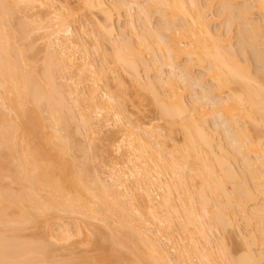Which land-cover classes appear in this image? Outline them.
<instances>
[{"label": "bare ground", "instance_id": "1", "mask_svg": "<svg viewBox=\"0 0 264 264\" xmlns=\"http://www.w3.org/2000/svg\"><path fill=\"white\" fill-rule=\"evenodd\" d=\"M28 2L33 3L30 5L32 9L36 3L45 7L50 22L58 20L59 29L52 34L55 36V43L51 42L53 53L48 54L50 57L47 55L49 61L47 59L48 63H45L48 65H44L41 76L39 72L38 75L32 74L35 67L33 72L27 71L30 64L28 67L25 63L28 62L24 56L25 48L15 46L31 36L28 24L24 26L27 22L13 24V16L21 11L20 5ZM78 2L77 7H80L74 10L70 0H0V105L3 102L0 106V264H49L45 262L44 250L46 248L48 254L50 246L45 247L33 238L21 239V235L29 227L40 228L41 222L45 221L47 225L44 222L45 227L41 228L49 227V230L43 229L47 238L53 244H67L84 233L85 221L80 218L81 225L76 222L80 226L76 224L77 230L80 228L77 236L72 234L67 222L60 227L58 222L65 221L63 214L87 217L90 221L102 222L107 228L111 226L109 229L118 234L113 236L111 247L121 246L129 257H135L134 264H174L177 261V264H264V80L259 74H264V51L261 53L264 48L260 49L264 46V0H206V4L200 0ZM214 5L221 6L218 16L212 14ZM83 8L102 16L94 25L98 31L95 33L91 28L89 32L87 25H78V35L73 36L71 20L78 24L76 12L81 9L78 14L82 13ZM123 11L131 18L127 21L130 34L127 28L115 25L116 16L118 23L123 19ZM153 14L160 15L164 22L159 25L160 29L156 28L158 25L155 27L158 30L151 28ZM219 16L227 18V30L230 24L234 26L228 30V35L221 34L220 29L213 32V17ZM254 16L260 17L262 25L255 24ZM89 21L88 24H94ZM235 27L236 40L239 41L236 46L240 45V50L236 51L239 50L240 55L233 52L232 32L235 31L232 29ZM10 29L19 31V37L18 33L15 32L17 36L14 34L17 40ZM99 31L104 33L101 37L106 36L110 40L107 38L108 41L103 43L101 37L98 40ZM88 41L97 50L95 54L105 50L104 56L108 51L104 49V42L111 41L112 58L109 60L112 59V63L108 64L113 68L110 67L109 72L102 70V63L107 60H102L100 70L97 69ZM249 48L263 64V70L256 73L261 78L251 71L254 68L250 64L254 62L246 60L250 56V53L246 55ZM239 56L246 58L245 61L242 59L246 65H242ZM147 58H151L152 63ZM54 61L56 71L52 70ZM107 65L103 68L108 69ZM120 67L134 79L137 87L134 91H145L153 97L162 120L169 126L168 133L176 132L180 127L184 137L182 146L176 144L174 137V140L170 139L172 136L169 134L167 139L163 137L159 127L152 126V130L147 132L135 120L127 118L128 113L121 108L120 99L131 90L120 77L116 89H120L119 95L120 91L124 94L121 98L118 91L114 93V89H110L111 83L105 81L108 73L111 72L113 78ZM142 67L149 75L154 67L157 70L168 69L170 75L166 80L161 74L157 81L146 79L150 81L146 82L141 76ZM195 68L200 70L197 76ZM66 75L71 76L69 82L75 83V86L71 83L69 92L67 85L68 89L63 92V84V87L57 84ZM75 78L80 80L79 84L73 81ZM86 82L92 85L88 98L85 97L86 89L79 88ZM89 84L85 86L90 87ZM196 86L204 91V96L202 93L196 100L194 98L195 101L187 102L190 87ZM100 90L107 100L98 101ZM140 93L137 94L139 97L143 94ZM2 106H7L10 111L5 113ZM75 108L78 116L73 112ZM105 112L108 114L106 123L100 124ZM70 113H74L75 119L80 117L82 129L86 128L85 135L88 132L86 136L92 138L87 139L89 142L94 140L95 134L100 132L101 135L104 131H112V128L119 129V133L127 138L118 149L119 153L124 151L125 161L112 166L111 183L104 181L100 172L95 171L98 175L90 176L87 169L84 171L81 166L77 169L75 160H70L71 138L63 136V129L72 118L69 119ZM209 118L218 124L212 122L213 126ZM94 126L100 131L95 133ZM221 133L226 135L225 140L230 141L229 146L223 143ZM242 167L244 172L240 171ZM237 170L244 180L239 177L240 184L237 181L235 188H229L228 184L237 178ZM259 200H262L261 206ZM253 203L260 208L252 206V212L249 205ZM239 211L243 212L240 216L247 222L246 226L252 227V221L258 226L253 224L255 229L249 228V239L246 232H242L246 234L240 236L245 239L242 240L244 254L235 258L228 252L224 240L221 245L213 239L212 233L214 230L216 233L228 230V233L231 231L229 234L241 232ZM77 217L74 218L77 220ZM50 220L58 221L55 224L59 226L58 236L53 228L50 229ZM176 220H181L179 230L173 231ZM86 225L93 227L90 222ZM113 225H117L118 230ZM37 244L43 245L44 250ZM256 246L261 248L260 252ZM99 251V257L93 261L95 264H109L113 258L122 255L119 248L114 247L109 251L99 248ZM171 251L179 253L177 261L171 258Z\"/></svg>", "mask_w": 264, "mask_h": 264}, {"label": "rangeland", "instance_id": "2", "mask_svg": "<svg viewBox=\"0 0 264 264\" xmlns=\"http://www.w3.org/2000/svg\"><path fill=\"white\" fill-rule=\"evenodd\" d=\"M57 1V0H56ZM59 1H62L63 2V0H59ZM252 1V0H251ZM70 4L72 5L71 7H74L73 9L74 10H78V9H76V8H79L80 6H78L77 7V5H79V4H77V2H78V0H70ZM200 2H202V3H204V4H206L205 2H206V0H200ZM79 3V2H78ZM24 4V3H23ZM27 4V5H26ZM31 4H33L32 2H28V3H25V5H23V6H21L20 5V10L21 11H16L17 12V14L15 15V17L13 16V18H14V20H13V24H15V25H17V23L18 22H22L23 24H24V22H27V23H25L24 24V26H27L26 24H28V26L27 27H29L28 28V32H29V30H31V36H30V39L28 38L27 39V41L26 40H22L23 42H19L18 43V45L16 44L15 46H17V47H19V46H22L23 48H25V55H24V53H23V55L25 56V58L28 60V62H25L26 64H24V65H26V66H28L29 64H30V67L27 69V67H26V69H27V71L29 70L30 72H33L34 70V68L33 67H35V70L36 71H34L32 74H39L40 72H42L43 71V68L46 66V65H48V64H46L45 63V61L48 59V61H49V58H48V56L49 55H52V51H53V48H52V46H51V42H53V43H55V39H54V37L52 36V34L54 33V31H57L58 29H59V26H58V23H57V21L58 20H53V22H50L49 21V17H47L46 15H48L47 14V10L45 9V7L43 8L42 6H41V4L39 5V3H36L37 4V6L34 4L33 5V7H34V9H32V7L30 6ZM215 4H218V3H216L215 2ZM41 6V8H39ZM219 7V8H218ZM240 7V6H239ZM239 7H237V8H239ZM82 9V8H81ZM81 9L79 10V11H81ZM220 9H221V6L219 5H214V8L212 9L213 10V12H212V14L214 13L215 14V16H218V11H220ZM78 11V12H79ZM83 11H84V8H83ZM82 11V13H79L78 14V12H76L77 13V15H78V17H76L75 19L76 20H78L77 22H78V24H76L75 22V24L73 23V21L71 20V22H72V24H71V27L73 28L72 30H73V36H77L78 34V32H77V30H76V28L78 27V25L80 26V25H82V26H84V27H86V25H87V27L89 28L88 30H89V32L91 31V28L92 29H94L95 30V33L98 31V30H96V28L97 27H95L94 25H96V23L99 21V20H101V17L102 16H100L99 14L100 13H96L95 11V13L93 12V14L90 12V11H84L83 12ZM15 12V13H16ZM91 14H90V13ZM124 12H126V11H123L122 13L123 14H121V17L123 18V19H121L120 20V23H118L119 22V19H117L118 17L116 16V18H115V25H116V27H118L119 28V26H120V28H127L128 27V22L130 21V17H129V14L127 15V12L126 13H124ZM154 13H156L155 11H154ZM211 14V15H212ZM97 15V16H96ZM127 15V16H126ZM155 15V17L151 20V28H153V29H156V28H161L159 25H162V23H164V22H162L163 20L160 18V15H158V14H153V16ZM219 15H220V12H219ZM49 16V15H48ZM94 16H95V18H94ZM214 16V15H213ZM257 16V15H256ZM38 17V18H37ZM41 17V19L42 20H39V18ZM51 17V16H50ZM100 17V18H99ZM43 18H44V20H43ZM52 18V17H51ZM96 18H98V20L96 19ZM130 18V19H129ZM221 18H223V17H221ZM220 18V16L219 17H213V19H215L214 20V23H212L213 25H212V29L214 30L213 32H215L216 30H219V32H221V34H223V33H225V35L227 34L228 35V30L230 29V28H233V27H231V24H230V28L227 30V28H228V25H227V23H226V20H227V18L226 17H224L223 19H221ZM260 17L258 16V17H255L254 16V19L256 20H254L256 23L255 24H257V22L259 23L260 21V19H259ZM89 19L90 20H92L93 22H94V24H92L91 25V23L90 24H88L89 22H91V21H89ZM95 19V20H94ZM128 19V20H127ZM229 20V19H228ZM88 21V22H87ZM97 21V22H96ZM128 21V22H127ZM100 22V21H99ZM160 24H159V23ZM227 22H229V21H227ZM262 22V21H261ZM12 23V22H11ZM10 23V26L12 25ZM21 23V24H22ZM226 23V24H225ZM20 24V23H19ZM125 24V25H124ZM127 24V25H126ZM262 25V23H259V25ZM88 25H91V26H88ZM158 25V26H157ZM227 27H226V26ZM13 26V25H12ZM157 26V27H156ZM18 27V26H17ZM156 27V28H155ZM10 28H12V27H10ZM14 28L16 29V27L14 26ZM26 27H24V29H25ZM87 29V28H86ZM221 29H222V31H221ZM6 30H8V28L6 29ZM11 30L12 29H10L9 30V32L10 33H12L11 32ZM27 30V29H26ZM87 30V31H88ZM130 30V29H129ZM129 30H128V28L126 29V31H127V33H129L130 34V32H129ZM156 30H158V29H156ZM233 31H235V32H232V43H233V52L235 51L236 52V54H238V55H240V45L239 46H236V43L238 44L239 43V41L237 42V31H236V27L234 28V29H232ZM12 31H14V29L12 30ZM17 31H18V29H17ZM15 32L16 31H14V33H12V35H14L15 34ZM19 32V31H18ZM18 32H16V33H18ZM8 33V32H7ZM99 33H101L100 31H99ZM99 33H97V36H98V40H99V37H101V35H104V33L102 32L100 35H99ZM240 33V28H239V32H238V34ZM30 34H28V35H30ZM16 36H17V34H15ZM14 35V36H15ZM225 35H224V38H225ZM240 35V34H239ZM15 36V40H17L18 38ZM63 36H65V35H63ZM94 36V35H93ZM18 37H19V33H18ZM72 36H70V38H71ZM103 37V36H102ZM101 37V39H102V43H103V41L105 40V41H108V40H110L108 37V40H107V38H106V36H104L103 38ZM14 38V37H13ZM74 39V38H73ZM237 39V40H236ZM20 40V39H19ZM136 40V39H135ZM234 41V42H233ZM89 43V47H92L93 46V44H92V42L91 41H88ZM91 42V43H90ZM110 43H111V41H109ZM135 42H137V41H135ZM262 42H264V41H262ZM50 43V44H49ZM110 43H107V42H104V44L106 45V47H105V45L103 44V46L105 47H103L104 49H107L106 51H107V54H105V56H104V52H105V50H103V51H101V52H99V54H95V53H97V50H95L94 49V47H92L91 49H89V51H91L90 53H91V58L93 59L94 57V59H93V61H94V63L95 64H97L96 65V67H97V69H99V67H100V65H101V63H102V60L104 61V60H107V61H109V62H107V61H104L105 63H102V70H104V72L106 71V73L107 72H109L108 70L109 69H111V68H113V66H112V64H108V63H110L111 61H112V59L111 60H109L110 58H112V57H110L111 55H110V50H111V48H112V43L110 44ZM92 44V45H91ZM261 45H262V43H260ZM48 45H50L49 47H48ZM53 45V44H52ZM261 45H259V46H261ZM21 47V48H22ZM108 47V48H107ZM20 48V49H21ZM50 48V49H49ZM239 48V50L238 51H236L237 49ZM259 48V47H258ZM264 48V46L262 45L261 47H260V49L262 50ZM48 49L50 50L49 52H48ZM235 49V50H234ZM22 50V49H21ZM24 50V49H23ZM94 50V51H93ZM102 50V49H101ZM112 51V50H111ZM251 49L249 48V50H248V52L246 53V55L248 54V53H250V56L246 59V58H242L241 56H239V58H240V60H241V62H243V60L244 59H246V60H251V62H254V63H251L250 65H252L253 66V68L254 69H252L251 71L253 72V74L255 73V75H256V73H257V70H263V64H262V62L260 63V61H259V59L257 58V56L254 54V53H252L253 51H251ZM260 51V50H259ZM263 51L264 50H262L261 51V53L263 54ZM23 52V51H22ZM49 53H51V54H49ZM94 53V54H93ZM252 53V54H251ZM260 53V54H261ZM49 54V55H48ZM112 54V53H111ZM261 54V55H262ZM48 55V56H47ZM99 55V56H98ZM106 55H108L109 57L107 58V56ZM241 55H243V54H241ZM81 55H78L77 57H80ZM100 56H102V57H100ZM263 56H264V54H263ZM50 57V56H49ZM256 57V58H255ZM262 57V56H261ZM105 58H107V59H105ZM254 58H255V61H254ZM148 59V61H151V58H147ZM150 59V60H149ZM243 59V60H242ZM48 61H46L47 63H48ZM245 61V60H244ZM247 62L246 61V63H250V62ZM258 61H259V63H258ZM97 62V63H96ZM107 62V63H106ZM29 63V64H28ZM55 63V61L53 62V65H52V70L54 69L55 71H56V69H55V67H56V65L54 64ZM112 63V62H111ZM151 63H152V61H151ZM256 63V64H255ZM103 64H105V66L103 65ZM108 64V65H107ZM246 65L244 62L242 63V65ZM45 65V66H44ZM106 65L107 66H109V68L107 69V68H103V66L104 67H106ZM260 65H262L261 67H260ZM54 66V67H53ZM252 66H250V67H252ZM111 67V68H110ZM101 68V67H100ZM45 69V68H44ZM117 69V68H116ZM143 69V70H142ZM197 68H195V71H196V76L197 75H199L200 74V70L199 69H197ZM100 70V69H99ZM102 70H101V72H102ZM141 71V76L143 77V79H144V81H146V79L148 80V79H152L151 81L153 82L154 80H156L157 81V79H159L160 77H158V75L160 76L161 74V77L162 78H165V80L167 79V76H169L170 75V73H169V71H168V69L166 70L165 68L164 69H156L155 67L153 68V70L154 71H151L150 73V75L149 74H147L148 72H147V70L145 69V68H141L140 69ZM144 70H146V72L144 71ZM157 71H159L158 73H157ZM161 71V72H160ZM198 71V72H197ZM39 72V73H38ZM157 74H156V73ZM163 72V73H162ZM259 72V71H258ZM146 73V74H145ZM160 73V74H159ZM199 73V74H198ZM103 74H105V73H103ZM111 74V72L110 73H108V76L109 77H105V78H108L107 80H105L106 81V83L108 82V83H111V85L113 86H111L110 87V89L113 91V89H114V93H115V91L117 92V94H118V96L119 97H123V96H121V95H124V94H122L121 93V91H120V95H119V90L118 89H116L117 88V83H118V80H120V77L123 79V82L124 83H126V86H127V88H129L131 91H130V94L128 93V95H124L125 97L124 98H122V100H124V99H126L127 98V100H124V101H122L121 99H120V103L122 104L121 105V108L122 109H124L125 111H127V118H131L133 121L135 120V122H137L140 126H141V128L143 129V128H145L146 130L145 131H147L148 132V130H152L151 129V127L152 126H154V127H152V128H156V127H159L161 130H158V129H156V131L158 130V131H160L162 134V136L163 137H165L166 139H167V134H169L170 136H172V138H170V139H173V137L175 138V140L174 141H176L177 140V142L178 143H176V144H179V146L181 145L182 146V143H183V133L181 132L180 133V127H179V129H177V130H179V132L176 130V132H175V130H174V132H173V134H172V132H171V134L170 133H168V131L170 132V130H169V126H168V124H167V122L163 119L162 120V117H161V113H160V109H158V107L155 105V102H154V100H152L153 99V97H151V95L148 93V92H143V91H138L140 94H142V95H140V97H139V95H137V94H139L138 92H136V90L134 91V89H137V87L135 86V83H133V80H132V78H131V76H129V74L128 73H126L125 71H123L122 69H121V67L120 68H118V70L115 72V74H113L114 75V77L112 78V75H110ZM163 74L165 75V76H163ZM169 74V75H168ZM260 75L262 74V75H264L263 73H259ZM40 76H41V73L39 74ZM77 75H78V73H77ZM116 75V76H115ZM145 75H147L148 77H146ZM254 75V76H255ZM261 75V77H262V79L264 80V78H263V76ZM75 77H76V75H74ZM74 76H73V78H74ZM78 76H80V75H78ZM77 76V77H78ZM106 76V75H105ZM111 76V77H110ZM119 76V77H118ZM151 76V77H150ZM257 77H259V78H261L260 76H258V75H256ZM65 77V76H64ZM63 77V79H62V77H61V81L60 82H58L57 81V84H58V86H59V84H61L60 86L61 87H63L64 86V89L62 88V90H63V92H64V90H67L68 89V87L69 86H71L72 87V85H74L75 86V83H73L72 81L71 82H69L68 81V78H69V80L71 79L70 77L71 76H67L66 75V77L64 78ZM76 77V78H77ZM81 77V76H80ZM76 78L75 79H73V81L74 82H76L77 80H76ZM118 78V79H117ZM41 79V78H40ZM65 79V80H64ZM67 79V80H66ZM82 79V78H81ZM113 79H115L114 80V82L117 80V82H116V84L112 81ZM154 79V80H153ZM76 80V81H75ZM83 80V79H82ZM109 80V81H108ZM80 81V80H79ZM79 81H77L78 83H76V84H79ZM82 82V81H81ZM113 82V83H112ZM146 82H150V81H146ZM145 82V83H146ZM264 82V81H263ZM71 83H72V85H71ZM62 84H63V86H62ZM82 85H83V83H81ZM80 84V85H81ZM89 83H87L86 82V84L84 83V85L83 86H80L79 85V88H82V90L84 91V89H86L85 90V94H86V96L85 97H89V92H90V90L92 89L91 88V83L89 84V86L90 87H86L87 85H88ZM68 87H67V86ZM86 85V86H85ZM110 85V84H109ZM180 85L182 86L183 84L180 82ZM136 88H135V87ZM91 88V89H90ZM116 89V90H115ZM128 89V90H129ZM59 90H60V88H59ZM61 90V91H62ZM69 90H70V87H69V89H68V92H69ZM87 90H88V92H87ZM111 92V91H110ZM113 92H112V94H113ZM189 94H187L186 96H187V98H186V96H185V98L187 99V102H193V101H195L196 100V98H197V96H201V94L204 92H202V89H200V88H198L197 86L196 87H192V89H191V87H190V89H189ZM87 93H88V95H87ZM135 93V94H134ZM65 94H66V91H65ZM116 94V95H117ZM150 95V96H149ZM127 96V97H126ZM202 96H204V93L202 94ZM87 97V98H88ZM194 98H195V100H194ZM201 98V97H200ZM200 98H198L199 100H200ZM71 99H74V97H71ZM201 99H203V98H201ZM104 100H107L106 99V97H104V95H103V93L101 92V90H100V92H99V94H98V101L99 102H101V101H104ZM72 101V100H71ZM70 101V102H71ZM126 101V102H125ZM203 101V100H202ZM123 102V103H122ZM0 103H1V101H0ZM73 103V102H72ZM72 103H71V106H72ZM206 103V102H205ZM2 104H3V102H2ZM1 104V105H2ZM0 105V106H1ZM75 104H73V106H74ZM123 106V107H122ZM74 108V107H73ZM1 109H3V110H5L4 112L5 113H7L8 111H10L9 109H8V107L7 106H2V108ZM120 108H118V110H119ZM76 108H75V110L73 111L74 113H75V115L77 114L76 112ZM11 113V112H10ZM74 113H70L71 115H70V117H69V119L72 117H74L75 115H74ZM92 113V112H91ZM106 113V112H105ZM103 113V118L101 117L100 118V121L102 120V122L100 123V124H105L106 123V121L105 120H107V118H108V114L106 113ZM9 114V113H8ZM74 115V116H73ZM92 115H93V113H92ZM67 116H69V114H67ZM66 115H65V117L66 118H68ZM76 116H78V115H76ZM75 116V117H76ZM94 116H96V115H94ZM93 116V117H94ZM45 117H47V115H45ZM75 117L72 119L71 118V121L68 119V121H70V123H68V125H64L65 127H67V128H64L63 129V136H67V137H69V138H71V139H69V141L71 142L70 143V146H71V151H70V153H71V155H70V160H75V165L77 166V169L79 168L80 169V166H81V169L83 168V170L85 171L86 169V171H87V174L90 172V176H92L94 173H95V171H97L99 174H100V176H101V174H102V179L104 180H106V182H110L111 183V180H110V175L112 176V173H113V171H112V169H113V167H115V164L116 163H118L119 164V162L120 163H122L123 161H125V157H124V155H123V153H124V151H123V153L121 154V153H119L118 152V149L121 147V146H123L122 144H124L123 142V139H126L127 140V138H124L125 136L123 135V134H121V133H119V129H113L112 128V131L111 130H108L109 132H103V134H99L100 132V130H98L97 131V128H96V126H97V122H96V126H94L96 129H94V131H96L95 133H97V132H99L98 134L100 135H96L95 134V137H94V135L92 136V137H94L93 139L94 140H92V142H93V144H92V142H89L88 140L90 139V138H88L87 136H88V132H87V136L85 135V133H86V131L84 132V130L86 129V128H83L82 129V125L80 124L81 123V120H80V122H79V119L78 118H80V117H78L77 119H75ZM107 117V118H106ZM66 118H65V122L67 121L66 120ZM96 118H97V116H96ZM129 118V119H130ZM209 120H210V118H209ZM99 121V122H100ZM213 121H215L214 119H212V121L210 120V124H212L213 125V123L214 124H218V122L216 121V122H213ZM83 122V121H82ZM213 122V123H212ZM84 123V122H83ZM82 123V124H83ZM98 125L100 128H101V126L102 125ZM211 125V126H212ZM82 126V127H81ZM214 126V125H213ZM93 127V126H92ZM223 127H221V130H224L225 131V129H222ZM176 129V128H175ZM250 129H252V128H250ZM91 130V129H90ZM104 130H106V129H104ZM119 130V131H118ZM94 131H92V132H94ZM111 131V132H110ZM155 131V130H154ZM92 132H89L90 134L92 133ZM150 132V131H149ZM221 132H223V131H221ZM252 132V131H251ZM225 133V132H224ZM224 133H221L222 134V141H223V143H225L227 146H229V144H228V141L227 140H225L226 139V135L224 134ZM254 133V131L251 133V134H253ZM94 134V133H93ZM106 134V135H105ZM92 135V134H91ZM166 135V136H165ZM168 135V136H169ZM123 136V137H122ZM169 136V137H170ZM253 138H254V135H253ZM88 139V140H87ZM92 139V138H91ZM90 139V140H91ZM168 140H169V138H168ZM227 141V142H226ZM230 142V141H229ZM90 144V145H89ZM92 146V147H91ZM121 155H123V157L121 156ZM239 165L240 164H238V167H239ZM113 166V167H112ZM241 167V166H240ZM239 167V168H240ZM238 168V170H240ZM77 169H75V170H77ZM236 169H237V167H236ZM238 170H237V178L236 179H234V182H231V183H229L228 184V186H229V188L230 187H232V186H234L235 184H237L238 182H239V180L240 179H242V177L240 176V172H238ZM243 170V171H242ZM78 171V170H77ZM241 172H244V168L242 167V169L240 170ZM81 172H82V170H81ZM80 172V173H81ZM97 172L94 174L95 176H97L98 174H97ZM112 172V173H111ZM79 173V172H78ZM240 173V174H239ZM97 174V175H96ZM239 175V176H238ZM242 175V174H241ZM239 177H241L240 179H239ZM245 177V176H244ZM90 178V177H89ZM92 179H94V177L92 178ZM107 179H108V181H107ZM238 179V180H237ZM91 180V178L89 179V181ZM104 180V181H105ZM110 180V181H109ZM242 180H244V179H242ZM241 180V181H242ZM245 180H246V178H245ZM8 181H10V180H8ZM238 181V182H237ZM91 182H92V180H91ZM237 182V183H236ZM243 182H245V181H243ZM243 182H241V183H243ZM7 183H9V182H7ZM233 183V184H232ZM232 184V185H231ZM239 184H240V182H239ZM5 185H7L6 183H5ZM4 185V186H5ZM10 186H12V184H9ZM8 186V185H7ZM7 186H5V187H7ZM9 186V187H10ZM13 188H14V186H13ZM232 188H235V186L234 187H232ZM6 190V189H5ZM231 190V189H230ZM161 194V193H160ZM262 200H259V203H258V201L256 202V203H258L259 204V206H261L262 204H260V203H262L261 202ZM178 203V202H177ZM255 205V203H253V205H249L250 207H251V209L249 210V206H248V210L249 211H251L253 208H252V206H254ZM257 206V204L254 206V207H256ZM257 209H259L258 208V206L256 207ZM256 209V210H257ZM249 211H247V212H249ZM242 211H239V217L241 218V216H240V213H241ZM247 212H245V214L247 213ZM252 212H253V210H252ZM251 212V213H252ZM243 213V212H242ZM242 213H241V215H242ZM61 214V213H60ZM245 214H244V216H245ZM249 214H250V212H249ZM62 215V214H61ZM60 215V216H61ZM138 215V214H137ZM140 215V214H139ZM251 215V214H250ZM73 216V215H72ZM243 216V215H242ZM247 217H248V213H247V215H246ZM245 216V217H246ZM62 217H65V219H63V220H65V221H61V222H58L59 224H60V227H62L63 226V224H65L64 222H67L68 224H70V226H71V229H72V234H74V235H79V233H80V231H79V233H78V230H80V228L77 230V225L79 224V222H80V218H81V221L82 220H84L85 222H90L92 225H93V227H91L90 225H86L87 223H85L84 221V223L83 224H85V231H84V233L82 232V235L81 236H78V237H74V235H73V237H74V240L72 239V241L71 242H66L67 244H62L61 242H59V243H61L62 245H59V243L57 242V243H54L53 244V241H51V240H49V238H47V236L45 235V233H47V232H44V230L45 229H47V230H49V227L48 226H46V228L44 229V228H41L42 226H44L45 227V224H44V222L42 221L41 222V224L43 223V225H39V227L40 228H38V226H32V227H29V229L27 230V231H24V233H23V235H21V239H29V238H33L34 240H36V241H38L39 243H42L45 247L46 246H50L49 247V249H50V251L48 252V254L46 253V248H45V250H44V248L41 246V245H39V244H37V245H39L40 247H42L43 248V250H44V252H45V259H46V261L45 262H48L49 264H95L94 262H96L95 261V259L97 258V257H99V255H100V251H99V248H103V249H105V250H107V251H109V249H111V248H119V250L121 251V254L122 255H120L119 254V256L120 257H115V255H113L115 258H113V260H112V262H109V264H134V258H132L131 256L129 257L128 255H127V252H125V250L123 249V248H121V246H117V247H115V245L113 246V247H111L112 246V238H113V236L114 235H118V234H116V233H114V231L113 230H110V229H112V227L109 229V228H107L108 226L106 225L105 226V224H103L102 222H94V221H90V219L88 220V218L87 217H85V218H87V219H85L84 217H77V216H74V217H77L78 219L76 220L74 217H71V216H68V215H62ZM238 217V221H240V223H241V225L239 226V227H241L240 229L241 230H239V231H241V232H238V234H229L228 233V230H220L221 232H219V230L217 231V233H216V231L214 232L213 231V233H212V237H214L213 239H216V240H218L219 242H221V241H223L224 240V245H225V247H227L228 249H229V251L228 252H230L231 254H232V256L233 257H235V258H237L238 256H242L241 254L243 253V248H244V245L242 244V240L244 239V238H242V237H240L241 235H246L247 233H249L250 232V229L252 228V229H255V228H253L254 226H253V224H256L255 222H251V224H252V227H248V226H246V223L247 222H245V220L244 219H242L241 218V220H240V218ZM68 218V219H67ZM70 218H72V220L70 219ZM74 218V219H73ZM67 219V220H66ZM246 219V221H247V218H245ZM74 220V221H73ZM243 220H244V222H243ZM51 221V223L49 224V226L50 225H52L51 227H50V229H52V231H56L55 232V235L56 236H58V233H59V226H55V224L57 223V222H52V221H54V220H50ZM181 220H176L174 223V226L176 227H174V226H172L173 228H172V230L174 229L175 231H178L179 230V227H178V223L180 222ZM70 222V223H69ZM75 222V223H74ZM78 224H77V223ZM46 223V225H47V222H45ZM239 223V222H238ZM245 223V224H244ZM77 224V225H76ZM82 224V225H83ZM114 224H116V223H114ZM76 225V226H75ZM79 225H81V222H80V224ZM78 225V226H79ZM118 225V224H117ZM116 225V226H117ZM245 225V226H244ZM264 225V224H263ZM84 226V225H83ZM115 225H113V227H114ZM116 226L114 227V228H116ZM258 225L256 224V227H257ZM261 226V225H260ZM259 226V227H260ZM33 227H37V228H33ZM80 227V226H79ZM118 227V226H117ZM248 227V228H247ZM264 226H262V228H263ZM119 228V227H118ZM118 228H116L117 230H118ZM247 228V229H246ZM250 228V229H249ZM44 229V230H43ZM176 229H178V230H176ZM216 229V228H215ZM249 229V230H248ZM58 230V231H57ZM173 230V231H174ZM217 230V229H216ZM246 230H248V232L246 231ZM225 231V232H224ZM236 231V230H235ZM234 231V232H235ZM77 232V233H76ZM224 232V233H223ZM227 232V233H226ZM233 232V233H234ZM245 233L246 232V234H243V233ZM21 233V234H22ZM214 233H216L215 235H214ZM235 233H237V231L235 232ZM242 233V234H241ZM251 234V233H250ZM255 234V233H254ZM46 236V238H45V236ZM250 237L251 235H248L247 234V236L246 237ZM19 237V236H18ZM88 237V238H87ZM249 237H248V239H249ZM49 241H48V240ZM247 239V238H246ZM252 239V238H251ZM215 240V241H216ZM245 240V239H244ZM20 241V240H19ZM27 241V240H26ZM51 241V242H50ZM98 241H99V245H96V243H98ZM217 241V242H218ZM20 242H22V243H24V241H20ZM28 242V241H27ZM35 242V241H34ZM34 242H30L29 244H34ZM203 243H205L204 241H202ZM218 242V244H220ZM249 242H251L250 240H249ZM52 243V244H51ZM223 244V242H221V245ZM241 244L243 245V247L241 246ZM252 244V243H251ZM36 245V244H35ZM169 245V244H168ZM167 245V246H168ZM169 247V246H168ZM254 247V246H253ZM257 248H259L258 246H256ZM226 248V249H227ZM256 248V250L258 251V252H260L261 251V248H259V249H257ZM169 249V248H168ZM117 250V249H116ZM256 251V252H257ZM118 252V251H117ZM172 252V251H171ZM118 253H120V252H118ZM174 253H176V252H174ZM173 252L172 253H170L171 254V258H173V259H175V260H173V261H177V259H179V253L177 252L176 253V255H173L172 256V254H174ZM177 254H178V256H177ZM244 254V253H243ZM47 255H49V257L47 256ZM118 256V255H117ZM47 257H48V261H47ZM232 257V258H233ZM44 258V257H43ZM177 258V259H176ZM44 261V260H43ZM94 261V262H93ZM197 261V260H196ZM195 261V262H196ZM178 262V261H177ZM177 262H174V264H177ZM196 263H198V262H196ZM47 264V263H46Z\"/></svg>", "mask_w": 264, "mask_h": 264}]
</instances>
